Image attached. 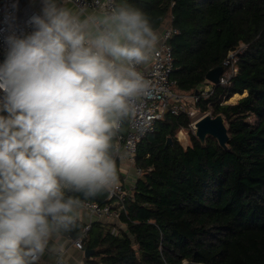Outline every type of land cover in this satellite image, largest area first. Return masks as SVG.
<instances>
[{"label": "trees", "instance_id": "obj_1", "mask_svg": "<svg viewBox=\"0 0 264 264\" xmlns=\"http://www.w3.org/2000/svg\"><path fill=\"white\" fill-rule=\"evenodd\" d=\"M154 29H176L171 79L181 91L206 82L208 70L243 45L228 84L200 97L201 112L222 114L227 147L190 132V118L166 112L137 144L143 170L120 221H92L83 239L87 264H264V0H129ZM4 53H0L3 62ZM235 93L242 97L227 102ZM6 115V113H0ZM168 138L171 142H168ZM67 195L79 198L80 193ZM83 200L106 202V192ZM85 223L69 225L76 237Z\"/></svg>", "mask_w": 264, "mask_h": 264}, {"label": "clouds", "instance_id": "obj_2", "mask_svg": "<svg viewBox=\"0 0 264 264\" xmlns=\"http://www.w3.org/2000/svg\"><path fill=\"white\" fill-rule=\"evenodd\" d=\"M0 63V264H38L80 200L119 183L125 118L160 37L129 0H32ZM13 9L16 8L14 4Z\"/></svg>", "mask_w": 264, "mask_h": 264}, {"label": "built area", "instance_id": "obj_3", "mask_svg": "<svg viewBox=\"0 0 264 264\" xmlns=\"http://www.w3.org/2000/svg\"><path fill=\"white\" fill-rule=\"evenodd\" d=\"M16 8L13 9V5ZM36 6L23 3L21 0L0 1V53H6L4 37L8 34L5 30L13 22L17 29L24 28V21ZM176 32L170 25L163 32L157 45L156 53L147 67L140 71L147 82V89L142 97L136 100L125 118L120 133L119 143L122 157L117 159L119 170V183L110 191H106V202L100 204L94 200H82L80 208L87 211L90 219L84 224L81 234L71 238V243L83 250V239L86 237L91 222L96 219L111 221L118 227H122L120 221L121 212H125V202L132 197L136 180L142 175L143 170L136 165V152L138 142L148 133L153 132L155 123L166 112L174 115L186 114L190 118V126L193 127L198 116L199 109L196 102L200 97H208L213 90V83L206 81L194 91H181L176 88L175 80L171 79L174 70L172 48L167 42L168 38ZM235 50L229 51L222 65L224 70L219 76L218 84H228L238 70L239 54ZM1 63V61H0ZM3 93H0L2 96ZM197 116V118H196ZM121 162H123L121 164ZM121 166H125L122 169ZM130 171L131 182L127 183ZM107 223V222H106ZM52 264H71L66 257V249H58L55 252Z\"/></svg>", "mask_w": 264, "mask_h": 264}, {"label": "crops", "instance_id": "obj_4", "mask_svg": "<svg viewBox=\"0 0 264 264\" xmlns=\"http://www.w3.org/2000/svg\"><path fill=\"white\" fill-rule=\"evenodd\" d=\"M1 1V0H0ZM23 3H29L32 4V0H21ZM33 5V4H32ZM38 8V6H36ZM170 19H167L160 28L155 29L158 32V35L161 39L162 32L163 30L170 25L169 23ZM160 41V40H159ZM148 66V65H147ZM145 66V67H147ZM206 80V79H205ZM207 81V80H206ZM237 97L239 96L238 93H236ZM123 162H121L122 164ZM122 169H125V166H121ZM128 178H127V183H130L131 180V175L130 171L127 173ZM90 219V216L87 211L81 209L80 207L77 208L75 212V217L74 220H79L82 221L83 223H86ZM93 221H100L102 223H112L111 221H106L105 219H96ZM124 226H122L123 228ZM71 238L72 234L67 232L66 229H61L58 233L54 234L53 238L49 241V246L46 249L44 255L41 257L39 260L38 264H52V261L55 256V252L58 249H66V257L68 261L71 264H87L85 262L84 256V250H80L76 248L72 243H71Z\"/></svg>", "mask_w": 264, "mask_h": 264}, {"label": "water", "instance_id": "obj_5", "mask_svg": "<svg viewBox=\"0 0 264 264\" xmlns=\"http://www.w3.org/2000/svg\"><path fill=\"white\" fill-rule=\"evenodd\" d=\"M223 70L224 66L222 64L218 65L206 72L205 79L208 82L217 85L219 81V76L221 75ZM193 128L194 134L201 142H204L206 137L210 135L216 138L218 144L221 147H227L228 131L222 114L219 113L214 116L205 114L195 121ZM167 141L171 142V139L168 138ZM83 198L84 196L80 194L78 199L81 202ZM84 253L85 256H87V250H85Z\"/></svg>", "mask_w": 264, "mask_h": 264}, {"label": "rangeland", "instance_id": "obj_6", "mask_svg": "<svg viewBox=\"0 0 264 264\" xmlns=\"http://www.w3.org/2000/svg\"><path fill=\"white\" fill-rule=\"evenodd\" d=\"M244 46L241 45L239 48H236V51L238 52L237 54H240L243 51ZM240 94V93H238ZM245 93H243L241 96H238L237 98H232V96L228 99L227 102H235L238 98L242 97ZM198 116H203L205 114L213 116L212 112H211V108H208L205 112H198ZM197 118V116H196ZM190 132L194 133V128L192 126L189 127V129H180L176 132L175 136L177 138V140L184 146L186 147L187 145H189L190 140H189V134ZM182 134V135H181ZM122 226H124L122 224Z\"/></svg>", "mask_w": 264, "mask_h": 264}, {"label": "bare ground", "instance_id": "obj_7", "mask_svg": "<svg viewBox=\"0 0 264 264\" xmlns=\"http://www.w3.org/2000/svg\"><path fill=\"white\" fill-rule=\"evenodd\" d=\"M232 98H237V95H236V93L232 96ZM182 135V134H181Z\"/></svg>", "mask_w": 264, "mask_h": 264}]
</instances>
